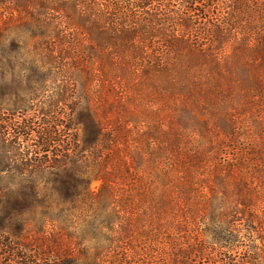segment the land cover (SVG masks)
Here are the masks:
<instances>
[{
  "label": "trees",
  "instance_id": "trees-1",
  "mask_svg": "<svg viewBox=\"0 0 264 264\" xmlns=\"http://www.w3.org/2000/svg\"><path fill=\"white\" fill-rule=\"evenodd\" d=\"M1 178L0 264H264V0H0Z\"/></svg>",
  "mask_w": 264,
  "mask_h": 264
},
{
  "label": "rangeland",
  "instance_id": "rangeland-1",
  "mask_svg": "<svg viewBox=\"0 0 264 264\" xmlns=\"http://www.w3.org/2000/svg\"><path fill=\"white\" fill-rule=\"evenodd\" d=\"M22 107V106H21ZM11 180L8 178L0 179V255L6 256L17 250L26 252L23 247L15 248V243L27 244L28 234L31 226L25 224V220L30 219V214L27 212L28 200L22 188L11 185ZM40 225H36L39 228ZM257 244H252V250H256ZM26 246V245H25ZM259 248V247H258ZM253 253V252H252ZM260 255L259 251L255 252V256ZM253 256V255H252ZM254 256V257H255ZM258 260V258H257ZM257 262V263H256ZM254 264H263L254 261Z\"/></svg>",
  "mask_w": 264,
  "mask_h": 264
}]
</instances>
